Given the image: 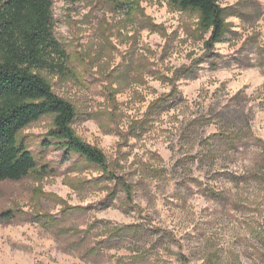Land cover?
I'll list each match as a JSON object with an SVG mask.
<instances>
[{
  "label": "rangeland",
  "instance_id": "374dc122",
  "mask_svg": "<svg viewBox=\"0 0 264 264\" xmlns=\"http://www.w3.org/2000/svg\"><path fill=\"white\" fill-rule=\"evenodd\" d=\"M220 4L226 31L210 50L199 14L170 0L54 1L55 35L67 51L55 59L67 69L41 74L75 105L76 134L101 148L108 168L134 188L128 198L101 167L49 139L53 116L30 123L19 140L33 152L37 170L0 182V214L15 212L11 220L0 218V264H264V155L253 147L206 158L201 144L239 91L240 117L250 114L264 139V0ZM183 65L202 68L196 78L176 81L181 98L152 109ZM196 118L213 122L192 128ZM227 172L245 179L233 183ZM204 187L226 197L211 198ZM67 206L87 209L64 217ZM46 216L60 223L37 221ZM105 222L148 232L130 234L132 244L117 243L104 254L63 248L73 228L99 225L91 235L103 239Z\"/></svg>",
  "mask_w": 264,
  "mask_h": 264
},
{
  "label": "trees",
  "instance_id": "16d2710c",
  "mask_svg": "<svg viewBox=\"0 0 264 264\" xmlns=\"http://www.w3.org/2000/svg\"><path fill=\"white\" fill-rule=\"evenodd\" d=\"M54 1L0 0V182L20 181L37 170V159L26 144L19 140V133L30 123L51 115L54 120L53 128L48 133L49 139L60 142L67 152L77 154L89 163L101 167L106 177L114 179L126 191L128 198H131L134 185L108 168L107 155L101 148L76 134L73 128L78 116L75 105L58 95L41 74L44 69L58 70L61 73L67 69L66 65H61L55 59L66 57L67 51L55 35ZM170 3L179 9H189L199 14L200 28L210 32L209 39L205 41L206 48L211 50L222 40L226 31V8L220 4V0H170ZM212 67L217 68L218 65ZM201 68L202 65H183L176 69L174 76L168 78L173 85L171 91L155 99L151 108L164 109L170 102L181 98L176 81L181 78H196ZM242 97L243 93L239 91L231 98L227 105L229 111L219 116L222 120L217 119L220 124L217 131L201 140V144L208 149L203 154L206 158L212 154L217 158L222 153L236 156L253 147L259 148L264 155V139L253 131L251 115L246 114L244 120L240 117L237 108L242 105ZM212 122L213 119L196 118L191 121L190 126L197 127L200 123L207 126ZM48 143L50 144L49 140L44 141V145ZM260 172L263 170H258L256 174ZM225 177L233 183H240L245 179V176L236 172H227ZM203 192L214 199L226 197L222 190L214 187H204ZM86 209L67 206L63 208L62 215L65 217ZM0 218L11 220L15 218V212H2ZM37 218V221H43L49 226H54L61 220L55 216ZM98 226L67 230L68 237L65 236L66 245L63 248L76 251L82 245L85 246L86 256L104 254L117 243L132 244L129 237L148 232L146 228H140L136 224L118 226L105 222L102 227L107 230V234L100 235L103 239H96L97 236L91 235V232ZM72 237H76L72 243L66 242ZM136 258L135 254L131 257Z\"/></svg>",
  "mask_w": 264,
  "mask_h": 264
}]
</instances>
